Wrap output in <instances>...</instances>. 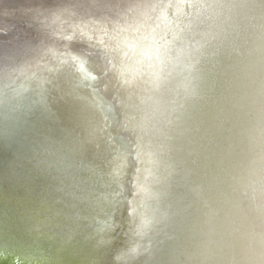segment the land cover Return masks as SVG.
I'll return each mask as SVG.
<instances>
[{
  "label": "water",
  "instance_id": "95a60500",
  "mask_svg": "<svg viewBox=\"0 0 264 264\" xmlns=\"http://www.w3.org/2000/svg\"><path fill=\"white\" fill-rule=\"evenodd\" d=\"M0 264H264V0H0Z\"/></svg>",
  "mask_w": 264,
  "mask_h": 264
}]
</instances>
